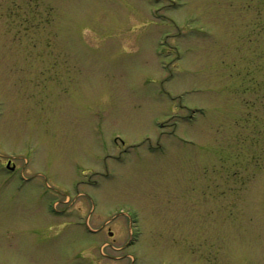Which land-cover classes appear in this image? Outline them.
Here are the masks:
<instances>
[{"label":"rangeland","instance_id":"374dc122","mask_svg":"<svg viewBox=\"0 0 264 264\" xmlns=\"http://www.w3.org/2000/svg\"><path fill=\"white\" fill-rule=\"evenodd\" d=\"M0 264H264V0H0Z\"/></svg>","mask_w":264,"mask_h":264},{"label":"flooded vegetation","instance_id":"af4514ba","mask_svg":"<svg viewBox=\"0 0 264 264\" xmlns=\"http://www.w3.org/2000/svg\"><path fill=\"white\" fill-rule=\"evenodd\" d=\"M8 162H10V161H7L6 164H8Z\"/></svg>","mask_w":264,"mask_h":264}]
</instances>
